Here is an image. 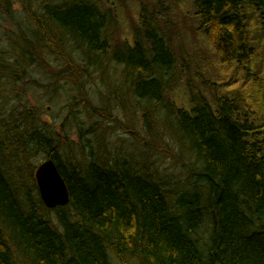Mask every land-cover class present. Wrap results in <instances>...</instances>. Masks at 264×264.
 Returning <instances> with one entry per match:
<instances>
[{
	"label": "trees",
	"instance_id": "obj_1",
	"mask_svg": "<svg viewBox=\"0 0 264 264\" xmlns=\"http://www.w3.org/2000/svg\"><path fill=\"white\" fill-rule=\"evenodd\" d=\"M16 3L34 30L0 50V77L22 79L37 66L81 88L90 67L108 57L143 106L144 135L111 120L132 135L136 150L124 156L108 150V132L77 126L75 141L64 124L59 132L40 125L31 108L0 115V264H264V0H191L196 31L219 65L243 79L237 90L210 97L187 81L186 102L174 103L166 96L175 57L155 10L140 7L127 40L100 0H0V13ZM87 102L104 115L106 105L101 111ZM160 108L200 165L190 186H169L148 159L160 142ZM116 110L129 113L124 104ZM87 135L99 141L96 150L86 149ZM37 151L64 179L66 206L41 202Z\"/></svg>",
	"mask_w": 264,
	"mask_h": 264
},
{
	"label": "rangeland",
	"instance_id": "obj_2",
	"mask_svg": "<svg viewBox=\"0 0 264 264\" xmlns=\"http://www.w3.org/2000/svg\"><path fill=\"white\" fill-rule=\"evenodd\" d=\"M100 3L103 8H111L113 27L120 39H131L132 28L137 26L141 6L148 12L155 10V14L162 17L175 57L172 73L174 84L166 96L169 103L186 102L187 81L198 90L205 91L209 97L219 94L221 90H237L241 86L242 73L222 68L205 37L196 31L197 20L193 15L191 0H100ZM12 10L9 15L0 13V50L10 48V40L17 39L21 32L30 36L34 30L33 23L21 12L18 3ZM71 54L82 61V56L76 49H72ZM51 63L57 66L53 60ZM99 63L94 68L90 67V78L84 79L86 83L81 88L60 79L55 71L47 72L37 66L26 68L22 79L0 77V115L7 118L11 113L15 115L31 108L37 114L39 124H46L51 131L59 132L61 124H64L63 130L74 133L72 140L75 141L78 137L77 126L84 134L93 129L97 130V134L100 131L108 132L106 139L111 153L119 149L121 155L134 154L136 148L132 146L131 133H126L122 127L117 126V122L111 120L115 117L123 127L128 125L142 136L143 106L134 102L127 92V86L120 80L121 67L110 62L108 57L100 58ZM85 101L92 108L101 111L106 105L104 115H93L91 107L83 104ZM70 104H74L75 118L69 115ZM122 104L129 110L126 115L117 113L116 109ZM164 113L165 110L160 108V142L155 144V150L148 152V159L158 166L160 176L169 186H190L198 180L200 165L178 139L173 117ZM87 140L90 142V148H86L88 151L98 148L99 141L97 142L95 135H87L83 140L85 145ZM44 160L45 154L40 151L32 158L36 166ZM205 237L206 234H203L202 238Z\"/></svg>",
	"mask_w": 264,
	"mask_h": 264
},
{
	"label": "water",
	"instance_id": "obj_3",
	"mask_svg": "<svg viewBox=\"0 0 264 264\" xmlns=\"http://www.w3.org/2000/svg\"><path fill=\"white\" fill-rule=\"evenodd\" d=\"M38 194L44 207H64L70 201L67 185L52 159L41 162L34 171Z\"/></svg>",
	"mask_w": 264,
	"mask_h": 264
}]
</instances>
